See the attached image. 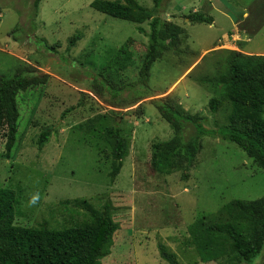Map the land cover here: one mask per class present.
I'll use <instances>...</instances> for the list:
<instances>
[{
    "label": "rangeland",
    "instance_id": "1",
    "mask_svg": "<svg viewBox=\"0 0 264 264\" xmlns=\"http://www.w3.org/2000/svg\"><path fill=\"white\" fill-rule=\"evenodd\" d=\"M92 1L42 0L34 17L25 4L29 0H0V75L14 76L25 66L49 74L46 84L17 96L20 117L11 158L4 155L6 130L0 129V186L21 190L16 223L61 228L86 217L75 200L97 207L110 203L119 228L101 264H170L160 255V243L177 253L180 264H264V247L249 263L237 253L204 262L199 247L185 243L193 240L192 227L202 234L203 220H228L225 205L232 199L264 196V169L240 146L206 135L188 175L182 170L161 173L152 166L153 143L173 136L154 100L173 98L182 110L201 115L208 128L228 121L231 102L219 94L215 82L226 71L229 50L264 55V0H222L233 17L261 15L256 14L262 18L255 19L258 28L249 29L247 19L239 22L251 35L250 42L236 35L222 39L233 25L214 8L205 14L219 18L215 26L186 20L209 0H163V17L188 33L181 37L179 52L168 50L155 61L148 83L139 81L148 45V36L139 28L149 31V21L110 16L92 8ZM138 1L154 8L153 0ZM28 23L35 37L27 33ZM75 34L80 39L71 45ZM104 79L132 88L114 96L96 86ZM214 95L223 99L215 113L209 107ZM124 98L127 102L120 103ZM114 111L130 138V150L112 178L111 149L86 124L99 114L114 116ZM45 130L50 136L41 147ZM187 133H193L192 126Z\"/></svg>",
    "mask_w": 264,
    "mask_h": 264
},
{
    "label": "trees",
    "instance_id": "2",
    "mask_svg": "<svg viewBox=\"0 0 264 264\" xmlns=\"http://www.w3.org/2000/svg\"><path fill=\"white\" fill-rule=\"evenodd\" d=\"M41 2L32 0L31 3L29 0L25 3L27 7H32L34 17L39 12ZM153 2V9L143 6L138 0H93L90 4L95 10L113 17L135 23L149 21V31L139 28L148 36L146 54L139 70V81L144 83H148L155 61L166 51H180L179 42L182 35L187 33L182 25L163 17L161 13L167 8L163 0ZM186 18L195 23L212 24L214 21L212 16L201 11L190 12ZM28 31L31 38L35 37L32 27L29 26ZM78 39L80 34H75L70 44H75ZM226 61L225 73L215 82L219 94L231 102L226 123L208 128L201 115L182 110L171 97L153 101L173 129L171 138L152 145V166L158 172L168 174L182 170L188 175L189 168L203 148L202 139L206 135L235 142L264 169V55L229 50ZM48 78L49 74H39L32 66L19 68L14 76L0 75V129L6 130V158H11L17 141L19 92L44 85ZM96 86L110 89L114 96H119L126 87L132 88L131 85L116 87L106 79ZM147 96L151 95L144 97ZM119 102L125 103L127 99ZM222 103L219 95L212 96L209 100L210 110L217 112ZM112 113L115 115L99 114L86 126L109 145L114 158L111 176L115 178L129 155L130 138L117 120L118 113ZM191 126L193 133L189 135L187 130ZM49 136L50 130L43 131L39 146L43 147ZM20 202L21 190L0 186V264H101L100 258L110 254L114 234L119 228L110 203L97 207L86 200H75L76 206L84 208L86 217L70 226L52 228L46 224H17ZM225 212L229 217L226 221L203 220L202 229L199 230L202 234L192 227L193 240L187 239L185 243L196 244L204 262L237 253L243 262L249 263L264 247V196L252 200L232 199L225 205ZM159 252L170 264H180L177 253L164 243L159 244Z\"/></svg>",
    "mask_w": 264,
    "mask_h": 264
},
{
    "label": "crops",
    "instance_id": "3",
    "mask_svg": "<svg viewBox=\"0 0 264 264\" xmlns=\"http://www.w3.org/2000/svg\"><path fill=\"white\" fill-rule=\"evenodd\" d=\"M197 4H198V2H197ZM196 4V5H197ZM195 5V6H196ZM199 8H197L199 11H201V12H204V13H208V12H211V10L214 8L215 10H217V12L218 13H220L221 14V18H223V19H227L228 21H230L231 23H232V25H233V28L232 29H227V30H225L224 32H223V34H222V39H225V38H229L230 40H232L233 39V36L234 35H236V36H239V38H241V39H243V41L244 42H246V40L247 39H250L249 40V42L251 41V35L250 36H248V34H247V32L246 31H248L247 29H240L239 28V25H240V23L239 22H243L244 21V19H247L248 20V28H249V26L252 28V29H254V28H256L258 25H259V23H257L256 21H255V19L256 20H258V19H262V18H260L259 16H261L259 13H253V14H251V13H248V12H245L244 14H243V16L242 17H233V15H231V13L229 12V9L226 7V5L223 3V1L222 0H209L208 2H206L204 5H199L198 6ZM249 14L248 16L246 15L245 16V14ZM256 14H258V15H256ZM211 16V15H210ZM213 16V18H214V21H213V23L212 24H210V26H215L217 23H218V20H219V18H217L215 15H212ZM251 16V18H249ZM189 22V21H188ZM185 28V27H184ZM258 28V27H257ZM186 29V28H185ZM250 29V28H249ZM260 29V28H259ZM259 29L257 30V31H259ZM229 30V31H228ZM186 31H187V29H186ZM251 33H256L255 31H250ZM188 33V32H187ZM244 34V35H243ZM246 37H248V38H246ZM220 38V39H221ZM244 38L246 39V40H244ZM233 41H236V40H233ZM247 44V43H246ZM243 45V46H245V47H248V44L247 45ZM214 46H215V44L213 43L212 45H210V48L209 49H205L204 51H203V53H202V55L201 56H203V55H205L204 53L207 51V50H210V49H213L214 48ZM256 48V47H255ZM250 49H252V48H250ZM247 53V52H246ZM205 57V56H204Z\"/></svg>",
    "mask_w": 264,
    "mask_h": 264
},
{
    "label": "water",
    "instance_id": "4",
    "mask_svg": "<svg viewBox=\"0 0 264 264\" xmlns=\"http://www.w3.org/2000/svg\"><path fill=\"white\" fill-rule=\"evenodd\" d=\"M186 20H188V21H189V18H186Z\"/></svg>",
    "mask_w": 264,
    "mask_h": 264
}]
</instances>
